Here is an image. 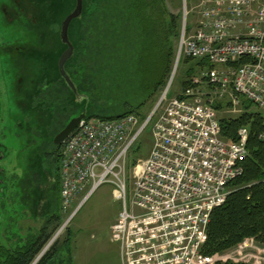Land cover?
<instances>
[{"label":"built area","instance_id":"2783aa9c","mask_svg":"<svg viewBox=\"0 0 264 264\" xmlns=\"http://www.w3.org/2000/svg\"><path fill=\"white\" fill-rule=\"evenodd\" d=\"M199 14L194 28L184 26L177 57L206 59L212 67L192 76V86L166 100L175 68L156 111L145 120L133 113L86 118L65 140L61 203L68 216L57 235L77 213L73 207L83 191L88 190L85 199L111 182L123 201L111 226L122 264H264V244L256 238L203 253L211 214L243 173L250 138L242 127L235 141L224 139L216 105L225 101L228 113L236 115L246 100L264 110V0H200ZM150 124L153 147L131 169L130 193V153ZM258 140L264 142V132Z\"/></svg>","mask_w":264,"mask_h":264},{"label":"trees","instance_id":"16d2710c","mask_svg":"<svg viewBox=\"0 0 264 264\" xmlns=\"http://www.w3.org/2000/svg\"><path fill=\"white\" fill-rule=\"evenodd\" d=\"M39 1L40 4L43 2L45 21L47 11H53L54 18L49 19L61 22L76 5V0ZM115 1L83 0L81 17L73 20L70 25L69 34L77 58L76 83L80 93L87 99L83 107L77 106V115L81 111L87 112V118L115 119L130 113L139 115L136 112L137 105L120 100V84L127 76L125 66L121 63L123 51L121 43L125 30L139 32L144 29L145 31L155 29L156 33L161 31L163 33V42L157 46V65L154 68L149 67L144 74L146 91L154 89V92H159L166 86L176 55L175 40L180 33L176 19L173 16L169 21L167 19L166 9L162 5L164 0H131L125 10H121L120 4ZM111 7L117 9L115 17L110 15ZM157 9L160 11L158 15L155 14ZM62 46L63 44L60 46V52ZM194 62L195 66L188 71L185 86L189 84L190 76H194L197 70L212 67L206 59ZM54 68L50 70L52 71L50 79L56 83L57 67ZM55 92H63V89L58 87ZM33 95H29V98L31 99ZM142 104L143 101L138 105ZM227 106L228 103L225 101L216 105L218 110ZM252 106L254 105L251 102L243 100V112L237 116L229 115L220 119L224 139L235 141L237 132L242 127L249 129L250 138L248 155L242 161L243 173L231 183L233 190L226 202L216 207L211 214L207 229L208 237L203 246V253L206 255L227 251L249 238H256L264 244V142L258 140V134L264 132V114L254 110ZM60 157L61 151L58 156L59 169ZM135 164L136 161L133 162V165ZM60 183L59 173V194ZM55 219L59 223L60 214L58 217L55 216ZM41 238H29L23 246L0 252V264H31L46 243L47 237ZM72 240L73 235L69 231L67 239L61 244H53L37 264H74ZM219 264L245 263L230 261Z\"/></svg>","mask_w":264,"mask_h":264},{"label":"flooded vegetation","instance_id":"af4514ba","mask_svg":"<svg viewBox=\"0 0 264 264\" xmlns=\"http://www.w3.org/2000/svg\"><path fill=\"white\" fill-rule=\"evenodd\" d=\"M42 6L39 0H0V76L15 79L16 101L22 114L18 122L21 144L13 147L11 126L8 116L2 121L0 102V200L19 203L21 213L30 214L28 225L34 229L22 242L18 239L14 244L0 245L1 253L23 246L29 238L47 237V243L58 227L54 220L60 214L58 156L66 139L58 144L55 138L78 116L77 106L83 107L86 102L76 83L75 47L64 67L75 89L68 84L59 64L62 54L70 48L62 41V23L76 5L61 22L49 19L54 18L53 11H47L45 21ZM70 25L68 38L74 46ZM53 66L57 67L56 83L50 79ZM58 87L63 92H55ZM29 95H33L31 99ZM13 154L16 160L7 163ZM19 157L24 160L19 161ZM41 218L45 223L39 228L30 226L31 220Z\"/></svg>","mask_w":264,"mask_h":264},{"label":"rangeland","instance_id":"374dc122","mask_svg":"<svg viewBox=\"0 0 264 264\" xmlns=\"http://www.w3.org/2000/svg\"><path fill=\"white\" fill-rule=\"evenodd\" d=\"M130 1L131 0H116L115 2L120 4L121 10H125L129 7L128 3ZM199 3L200 0H164L162 3L163 7L166 9L168 21L172 19L173 16L174 19H176L180 33V36L178 35L175 40L176 55L170 75H172L175 68L176 71L174 80L168 90L166 100H170L172 97L181 94L185 88L192 86L191 80H189V84L185 86V80L188 79V71L195 66V60H190L191 58L184 56L178 59L177 55L179 44L185 29L184 26H186V30L192 29L200 20ZM110 9V15L115 17L117 9L112 7ZM159 13L160 11L157 9L155 14L158 15ZM124 17V14H122V18ZM143 18L144 21H146V18ZM127 23L128 21L126 24ZM155 31V29L154 31L151 29L145 31L144 29L139 32L125 30L124 39L121 43V47L123 48L121 63L125 66L127 76L120 84V100L121 102L126 101L130 105H137L136 112L143 119L148 118L156 111V107L163 92L166 90L171 77H169L166 86H164L159 92H154V89L145 90L144 74L149 67L154 68L157 65V46L158 43L163 42L164 38L162 31L160 33H156ZM199 72L200 71L197 70L195 75ZM191 77L192 75L190 76V79ZM141 101H143L144 104L138 105ZM0 102L2 104L3 112L2 121L5 122V117L8 116V123L12 130V135L10 136L11 145L16 147L21 144L22 139L18 134V122L22 119V114L16 101V81L13 77L4 78L3 76H0ZM227 107H222V109L219 110L218 115L220 119L229 115H239L229 114L226 110ZM252 108L261 111L264 114V110L259 109L257 106H252ZM242 110L244 111L243 105ZM153 142L154 139L150 124L134 144L130 153V158L128 160L130 166L128 172L130 178L128 190L130 193L132 190L131 169L139 160L145 159L149 156L153 147ZM15 152L16 148L14 149V154ZM14 154L8 157L7 163L16 160V155ZM18 160L22 161L24 159L19 157ZM134 161H136L135 165H133ZM113 190L114 185L111 182H105L98 186L85 199L84 197L88 190L83 191L73 207H79L77 213L67 222L66 227L57 235L68 216L62 210V200L60 197V221L58 227L45 244L44 248L38 253L37 257H35L32 264H37V261L52 247L53 244H61L65 241L69 231H71L73 235L74 264H122L118 255L120 251L119 244L112 240L111 226L114 223V219H116L120 211L123 209V201L114 196ZM21 209L22 206L19 205V203H16V201L13 203H8L7 201L6 203H3L0 200V245L14 244L18 239H22V242L27 238L28 234L34 232V229L30 228L28 225L30 214L27 216L23 215ZM43 223L45 222L42 218L40 221L33 219L30 221V226L32 225L37 229L43 225ZM240 253L243 252L241 251L238 254ZM219 263L226 262L220 261L216 264Z\"/></svg>","mask_w":264,"mask_h":264},{"label":"water","instance_id":"95a60500","mask_svg":"<svg viewBox=\"0 0 264 264\" xmlns=\"http://www.w3.org/2000/svg\"><path fill=\"white\" fill-rule=\"evenodd\" d=\"M82 13H83V0H76V7L73 10V12L71 14H69L66 17V19L63 21L62 31H61L62 41L64 43L69 44L70 48L68 50H66L61 56V59L59 62L60 70H61V73L66 77L68 84L73 89H75V86L69 80V78L67 77V75L65 74V71H64L66 61L70 57V55L72 54V52L74 50V46H72V44L70 43L69 38H68V28H69L71 21L75 18L81 17ZM85 118H87V112H83V113L79 114L78 116L72 118L68 122V124L65 126V128L56 136V138H55L56 143L62 144L64 142V140L70 135V133L73 132L79 126V124L82 122V120H84Z\"/></svg>","mask_w":264,"mask_h":264},{"label":"crops","instance_id":"0c3cea01","mask_svg":"<svg viewBox=\"0 0 264 264\" xmlns=\"http://www.w3.org/2000/svg\"><path fill=\"white\" fill-rule=\"evenodd\" d=\"M117 218H118V216L116 217V219H115V221L117 220ZM119 255V258H120V254H118ZM32 264V263H31Z\"/></svg>","mask_w":264,"mask_h":264}]
</instances>
